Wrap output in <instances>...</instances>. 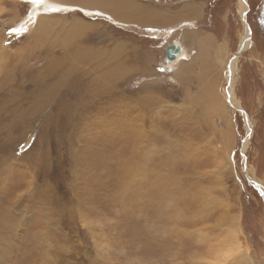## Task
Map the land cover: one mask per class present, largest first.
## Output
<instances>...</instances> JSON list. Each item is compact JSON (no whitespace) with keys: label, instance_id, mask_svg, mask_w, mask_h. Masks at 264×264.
Instances as JSON below:
<instances>
[{"label":"rangeland","instance_id":"374dc122","mask_svg":"<svg viewBox=\"0 0 264 264\" xmlns=\"http://www.w3.org/2000/svg\"><path fill=\"white\" fill-rule=\"evenodd\" d=\"M25 1L0 0V264H264V0L242 9L234 93L250 130L226 93L240 0H45L29 30ZM192 4L189 26L174 18ZM190 28L214 37L207 60ZM170 44L188 60L169 66ZM232 233L239 251L215 263Z\"/></svg>","mask_w":264,"mask_h":264},{"label":"bare ground","instance_id":"6f19581e","mask_svg":"<svg viewBox=\"0 0 264 264\" xmlns=\"http://www.w3.org/2000/svg\"><path fill=\"white\" fill-rule=\"evenodd\" d=\"M26 1H29L30 2V4H31V14H29L27 17H26V19L25 20H21L20 22L23 24V29L24 28H26L27 30H29V29H31V28H33V26H31L32 24H36V23H42L41 21H43V17H41L42 16V11H44L45 9H48V8H50L49 10L50 11H54V10H52V9H55V7L53 6V7H51L49 4L50 3H48V2H50V1H48L47 3H45V0H26ZM25 1V2H26ZM95 1V4L97 5H101V0H94ZM52 2V1H51ZM244 2L246 3V0H240L239 1V7H238V14H239V16H240V20H242V25H243V28H244V34L242 35V37H241V40H240V42H239V47H238V50H237V52L234 54V56H233V58H232V60H231V62L229 63V65H228V67H227V70H226V82H227V84H228V87H227V91H226V93H227V100H228V103L231 105V106H233L235 109H237L245 118V122H246V125H247V128H248V130H250V125H249V121H248V119H246V116H245V114H244V112H243V110H242V108L240 107L241 105H240V102H239V100L236 98V96H235V93H234V86H235V83H236V73H237V63H238V59H239V55H240V53L243 51V50H245V49H247L248 48V44L251 42L250 41V33H249V29H248V26H247V24H246V21H245V14H246V12H247V9H245V10H242L244 7H245V4H244ZM53 3L54 4H56V5H64V4H66V3H63L62 2V4H60V3H57V2H54L53 1ZM88 3V2H87ZM66 5H70V4H66ZM92 5H94V4H92ZM248 5V4H247ZM72 6V5H71ZM83 6V5H82ZM82 6H79V5H77V8H79L80 10H87V11H94L95 13H98V14H100V15H104V14H102L101 13V11H98L97 9L98 8H86V7H82ZM90 6V5H89ZM95 6V5H94ZM128 8V7H127ZM90 9V10H89ZM185 9V11H183V10H181L182 11V13L185 15V16H187V18H188V16H190L191 14H194V12L195 13H197V10H194V11H192L191 9H190V7L189 8H184ZM130 10H131V16H132V19L134 20V21H142V20H144V21H148L149 20V18H151V17H153V16H155V15H150V13L151 12H145V13H142V11H139L138 10V8H136L135 7V9H134V11H133V8H130ZM40 14H41V16H40ZM46 14V13H45ZM88 14V13H87ZM157 14V13H156ZM159 15V18L162 20V21H164L163 19L164 18H167V16L165 17V16H163V15H160V14H158ZM180 15V14H179ZM48 16V15H47ZM105 16V15H104ZM107 16V15H106ZM169 16H171V13H170V15ZM177 16V15H176ZM182 16V15H181ZM46 17V16H45ZM107 17H109V16H107ZM171 17H173V16H171ZM176 18H178V17H176ZM185 18V17H184ZM40 19H41V21H40ZM167 19H170V18H167ZM166 20V19H165ZM181 20V19H180ZM45 21V20H44ZM43 21V22H44ZM167 21V20H166ZM185 21V20H184ZM46 22V21H45ZM32 23V24H31ZM181 37V36H180ZM67 41V40H66ZM69 43V42H68ZM65 45V44H64ZM175 45H177V46H179V52L177 53V55H176V57H175V59L174 60H172V61H169V62H166L169 66H172V65H174V64H176V63H178L180 60H184V61H186V60H188L187 58H188V55H187V52H186V50H185V48L181 45V44H175ZM70 46V45H69ZM69 46L66 44L65 45V47L67 48V49H69ZM65 48V49H66ZM64 49V50H65ZM70 50H71V47H70ZM70 50H69V52H70ZM81 50H82V48L81 49H75V48H73L72 47V52H73V54H77L78 55V58H83V53L81 52ZM67 51V50H66ZM66 51H64V52H66ZM84 51V50H83ZM71 52V53H72ZM203 53H204V51H202ZM112 53V52H111ZM69 54V53H68ZM87 54V53H86ZM111 56V55H110ZM61 59H64L63 58V55H62V57H61ZM59 60L58 61V63H61V68H62V70H65V64H68L67 62L66 63H64V60ZM227 59V58H226ZM93 61V60H92ZM223 64H225V60H223L222 59V61L220 62V65H223ZM52 65H53V63H52ZM225 66V65H224ZM98 68V67H97ZM80 78V77H79ZM210 81V80H209ZM218 85L219 84H217L215 87H211V86H209V99H210V106H211V108H212V110H213V112L215 113V115L217 116V117H220V121H221V116H222V114H223V111H225V108H226V105L224 104V102H223V100H221L220 98H218L217 97V89H218ZM224 122V121H223ZM230 126V125H229ZM222 128V127H221ZM230 128V127H229ZM226 129V128H225ZM247 130V131H248ZM146 135V134H145ZM144 135V136H145ZM226 135V134H225ZM227 137H229V136H227ZM226 137V138H227ZM233 137V136H232ZM234 139V138H233ZM153 141V140H152ZM232 141V140H231ZM247 142V141H246ZM246 142L244 143V144H246ZM229 143H227V145H228ZM144 151V150H143ZM137 152V151H136ZM139 153V152H138ZM229 153H230V151H229ZM135 156L133 155V157L131 158V160L132 161H134L135 160ZM136 168V166H134L133 167V169H135ZM252 170V169H251ZM250 170V171H251ZM244 171H245V169H244ZM251 173V172H250ZM245 174H247V171H245ZM252 175V174H251ZM249 179H251V178H249ZM251 181H253V183H255V185L256 186H258L259 188H260V190H263V185H261V184H259L257 181H255L254 179H251ZM1 182V181H0ZM2 185V184H1ZM1 189H2V187H1ZM0 189V190H1ZM0 193H2L1 191H0ZM232 222V221H231ZM3 223H4V221H3ZM234 229V228H233ZM237 229V228H236ZM238 230V229H237ZM236 230V231H237ZM232 231H235V229L234 230H232ZM231 231V232H232ZM230 232V233H231ZM238 232V231H237ZM190 242V241H189ZM226 242V244H224V247L220 250V254H216L215 255V263H225L226 261H229V258L228 257H231V255H233V252L235 251V250H238L239 251V248H240V245H239V243L237 242V240H236V236H235V234L234 233H232V234H230V236L229 237H227V240L225 241ZM227 247V248H226ZM215 250H216V248H215ZM241 250H242V248H241ZM244 250V249H243ZM2 251V250H1ZM237 251V252H238ZM217 253H219L218 251H217ZM242 253H243V251H242ZM2 254H3V252H2ZM244 254V253H243ZM239 255V254H238ZM246 255V254H245ZM236 256H237V253H236ZM3 257H5V254H4V256ZM198 257V256H197ZM200 257V256H199ZM233 258V257H232ZM237 259H241V258H236V260ZM4 260V259H3Z\"/></svg>","mask_w":264,"mask_h":264},{"label":"crops","instance_id":"0c3cea01","mask_svg":"<svg viewBox=\"0 0 264 264\" xmlns=\"http://www.w3.org/2000/svg\"><path fill=\"white\" fill-rule=\"evenodd\" d=\"M185 6H187V5H185ZM185 6H183V7H185ZM189 6H193L194 7V9H197V15H195L196 13H194V14H191L190 16H188V18H187V16H185L183 13H182V11H180L179 13H180V17H178V16H176V17H178L179 19H182V21H183V23H186V25L187 26H189L191 23V21H192V19L193 18H195V17H199L200 15H201V13H202V9H201V7L199 6V5H194V4H192V5H189ZM182 10L183 11H185V9L184 8H182ZM175 14V13H174ZM173 14V15H174ZM182 15V16H181ZM176 17H174V18H176ZM185 17V18H184ZM187 18V19H186ZM177 19V18H176ZM184 20H186L187 22H185ZM193 22V21H192ZM190 36H191V38H192V40H191V38H187L189 41H191V43H192V46L190 47V50H193V55L195 56V58H197V59H204V60H207L208 59V57L206 58V56H204V53L202 52V51H207V49H212V46H211V44H212V42L211 41H207V40H212V39H214V37L212 36V35H210V34H207V33H203V32H201V34H203V36H204V38H199V31H197V29L196 28H190ZM193 41V42H192ZM208 42H210L211 44H210V46L208 45ZM184 48L186 47L185 45H182ZM219 48V47H218ZM220 49V48H219ZM185 50H186V52L188 51L186 48H185ZM220 52H217V57H216V60H218V59H220V58H222L221 56H220V54H219Z\"/></svg>","mask_w":264,"mask_h":264},{"label":"water","instance_id":"95a60500","mask_svg":"<svg viewBox=\"0 0 264 264\" xmlns=\"http://www.w3.org/2000/svg\"><path fill=\"white\" fill-rule=\"evenodd\" d=\"M178 52H179V46L173 44L168 45L165 48V58H164L165 62L174 60ZM249 182L251 184V187L254 188L261 196H263L262 190H260V188L256 186L255 183H253V181H249Z\"/></svg>","mask_w":264,"mask_h":264}]
</instances>
